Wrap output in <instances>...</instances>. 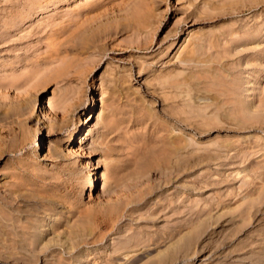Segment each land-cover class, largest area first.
<instances>
[{
	"label": "rangeland",
	"instance_id": "obj_1",
	"mask_svg": "<svg viewBox=\"0 0 264 264\" xmlns=\"http://www.w3.org/2000/svg\"><path fill=\"white\" fill-rule=\"evenodd\" d=\"M0 217L19 264H264V0H0Z\"/></svg>",
	"mask_w": 264,
	"mask_h": 264
},
{
	"label": "bare ground",
	"instance_id": "obj_2",
	"mask_svg": "<svg viewBox=\"0 0 264 264\" xmlns=\"http://www.w3.org/2000/svg\"><path fill=\"white\" fill-rule=\"evenodd\" d=\"M32 16V15H31ZM253 36V35H252ZM254 37V36H253ZM255 53V52H253ZM233 54H236V53H233ZM256 56V55H255ZM197 55L195 54V51L190 49L188 51V54H186L184 57L180 58L179 61H177L176 63L173 64L174 67H187L190 65V63L192 61H196V58ZM224 55L221 54L220 56H218L217 58V62H218V65H220L219 67H225L226 63H228V60H224ZM201 60V59H200ZM199 59L198 61L201 62ZM210 60L209 57H205L202 59L203 62L201 63H205L207 64V61ZM249 61V60H248ZM209 65V64H207ZM209 69H206L204 71V69L202 71H204V73H209L208 71ZM207 71V72H206ZM174 74V73H173ZM170 75V76H173V78L169 81H166L165 82H159V83H156L157 84V87L159 88H164V87H171L172 88V96L168 97L170 100H172V102H180V100L182 101V98H180L179 96V92L181 91L182 88H187L185 89L186 91L189 89V90H196V91H199V88H198V84H200L201 81H204L202 80V78L204 77V79H207V76H205L204 74H193V75H188V74H184L182 75L181 72H176L174 75ZM259 75V74H258ZM206 77V78H205ZM260 77V76H259ZM183 81V82H182ZM206 82V80H205ZM156 87V88H157ZM155 88V89H156ZM209 90V89H208ZM157 91V90H155ZM242 91H247L245 88H242ZM203 91L201 90V93ZM229 93H231L229 91ZM227 92V95L229 94ZM238 93V92H237ZM203 94V93H202ZM233 94V93H232ZM231 94V95H232ZM235 94V93H234ZM242 94V93H241ZM205 95V94H204ZM230 95V94H229ZM228 95V96H229ZM206 96V95H205ZM235 96V95H234ZM191 97V96H189ZM215 97V96H214ZM225 97H226V94H225ZM207 99H209V97H206ZM227 98V97H226ZM230 98V97H229ZM232 98V97H231ZM230 98V99H231ZM225 99V98H224ZM164 100V99H163ZM184 100V99H183ZM232 100V99H231ZM192 101V102H191ZM186 101L189 102V104H182V105H186L187 107H189L190 109H188L186 106L187 109H183L181 110V107L179 110L180 111H176L177 113H175V111H173L175 114L174 117L177 121H182V122H186L187 125L188 124H192L193 123V118H195V103L194 101L191 99ZM207 101V100H206ZM229 101V100H228ZM171 102V103H172ZM178 102V103H179ZM183 102V101H182ZM224 103V102H223ZM247 103H251V105L249 107L246 106ZM206 104H208V106L211 104H209V101L208 103L206 102ZM179 105V104H178ZM243 105L247 108L248 111H253V107L255 108V104L254 102H252L251 100H246V102L244 101L243 102ZM176 106V105H175ZM206 106V107H208ZM179 107V106H178ZM183 108V107H182ZM240 108V107H239ZM245 108V109H246ZM221 111V110H220ZM169 112V111H168ZM222 113V112H220ZM202 114V113H201ZM200 114V115H201ZM205 113H203V116ZM176 115V116H175ZM197 115V114H196ZM222 115V114H221ZM220 115V116H221ZM198 117V116H196ZM201 117V116H200ZM206 118V116L204 117ZM203 118V119H204ZM208 118V117H207ZM192 119V120H191ZM196 119V118H195ZM209 119V118H208ZM203 121V120H202ZM195 122V121H194ZM204 123V122H203ZM189 126V125H188ZM203 126V125H202ZM179 147H177L178 149ZM178 151V150H176ZM175 151V152H176ZM179 152V151H178ZM20 210H18L19 212ZM4 216V215H3ZM32 224V223H31ZM34 228V229H33ZM5 230L4 233L6 234H10L12 235V238H10V241L11 243L8 244V247L11 252L7 255V258L10 259V262L14 263V264H19V263H24V262H30V263H36L38 260H41V258H43L42 256H45L46 255V252L49 250L46 251V247L45 245L43 246H40V248H38L39 244H37V240H38V236H37V232H36V224L33 223L31 226H29L28 224L25 225V224H22V223H16V221H12L11 223L10 222H7L6 218L5 217H0V233H3V231ZM47 230V228L45 229ZM1 235V234H0ZM2 246H6L5 244L1 243ZM123 246V245H122ZM6 248V249H7ZM30 252V253H27V252ZM48 253V252H47ZM262 260V259H261ZM24 261V262H23ZM58 264H70V262L66 261V262H60Z\"/></svg>",
	"mask_w": 264,
	"mask_h": 264
}]
</instances>
